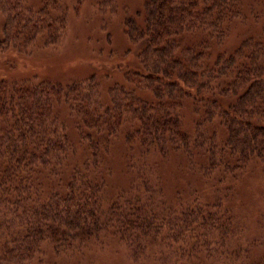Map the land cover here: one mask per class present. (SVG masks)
<instances>
[{"label":"trees","instance_id":"obj_1","mask_svg":"<svg viewBox=\"0 0 264 264\" xmlns=\"http://www.w3.org/2000/svg\"><path fill=\"white\" fill-rule=\"evenodd\" d=\"M24 2L0 0V51L59 42L60 0L36 12ZM243 8V0H145L124 20L135 61L105 93L95 72L67 84L0 79V264H29L46 244L80 264L110 239L132 264L241 262L242 225L222 199L159 203L161 191L126 156L133 185L114 193L104 156L122 137L125 155H181L211 186L264 162V38L212 54ZM188 101L193 135L172 115Z\"/></svg>","mask_w":264,"mask_h":264},{"label":"rangeland","instance_id":"obj_2","mask_svg":"<svg viewBox=\"0 0 264 264\" xmlns=\"http://www.w3.org/2000/svg\"><path fill=\"white\" fill-rule=\"evenodd\" d=\"M45 1L25 0L24 6L36 12ZM144 1L60 0L62 11L58 16L65 15V27L59 42L55 46L45 47L36 39L32 44L16 45L0 51V79L10 84L39 81L67 84L81 81L95 72L101 76L100 89L105 93L110 84L119 81V72L121 73L123 66L135 61L136 51L125 36L124 20L128 17L135 18ZM243 6L244 20H236L230 25L229 34L223 44L212 50L213 55L231 52L247 37L264 38V0H243ZM4 24L5 18L0 16V41L3 39ZM172 115L180 120L185 133L194 134L197 115L192 110V102L188 101L183 106L174 108ZM216 124L215 121L201 128L202 133L209 135ZM121 138L112 140L109 153L104 156L106 168L109 169L107 184L114 193L126 190L130 182L133 185L132 171L126 168V156L127 159H133L136 171L141 170L146 181L161 191L159 203H170L177 207L194 197L206 201H212L215 197L222 199L225 208L242 225L240 244L247 251L246 254L242 253L243 258L238 264L262 263L264 162L252 161L241 176L236 179L229 177L211 186L199 173L186 167L181 155H173L167 159L156 154H148L145 158L134 155L132 158V153L125 155ZM83 254L80 264H132L125 249L111 239L105 246H96L85 250ZM72 263L70 257L57 256L51 246L46 244L29 264ZM143 264L157 263L150 260Z\"/></svg>","mask_w":264,"mask_h":264}]
</instances>
